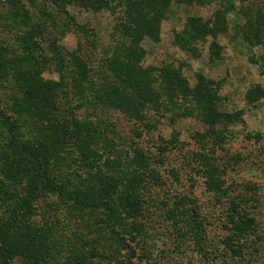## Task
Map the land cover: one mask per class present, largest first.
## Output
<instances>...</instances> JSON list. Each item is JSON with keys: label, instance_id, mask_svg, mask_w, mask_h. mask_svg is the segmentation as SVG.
<instances>
[{"label": "trees", "instance_id": "trees-1", "mask_svg": "<svg viewBox=\"0 0 264 264\" xmlns=\"http://www.w3.org/2000/svg\"><path fill=\"white\" fill-rule=\"evenodd\" d=\"M35 1H0V264H163L143 261L137 253L153 229L147 214L151 202L156 205L150 216L169 224L166 234L202 238L208 223L201 222L195 199L153 195L154 188L165 187L161 163L127 135H118L107 117L112 111L134 123L137 137L155 129L152 119L166 115L192 117L207 127L192 136L199 148L186 157L187 165L193 163L191 171L216 203L225 196L220 199L226 207L224 243L241 258L251 247L255 222L241 200L228 202L231 193L221 177L225 167L214 156L213 147L224 142L233 123V115L219 110V84L198 73L190 87L171 64L142 66L143 42L158 41L171 0H41L38 6ZM214 2L176 0L186 6ZM71 6L113 18L104 57L93 60L83 44L74 50L60 45L75 28L87 45L93 40ZM218 6L208 21L187 17L174 45L196 55L192 44L225 33L227 16L234 14L232 29L248 61L264 69V0H219ZM90 47L92 53L96 45ZM252 48L262 54L254 56ZM45 73L56 78L45 80ZM261 96L250 91L246 103ZM250 136L259 140L261 134ZM177 142V134L159 140L153 154L162 161Z\"/></svg>", "mask_w": 264, "mask_h": 264}, {"label": "rangeland", "instance_id": "rangeland-1", "mask_svg": "<svg viewBox=\"0 0 264 264\" xmlns=\"http://www.w3.org/2000/svg\"><path fill=\"white\" fill-rule=\"evenodd\" d=\"M0 1L16 2V0ZM218 2L219 0H215L210 5L199 6L194 3L186 6L171 0L167 18L160 25L158 41L144 40L143 42L146 55L142 66L148 68L171 64L187 79L190 87L195 85L198 73L219 84V110L233 115V123L227 127L228 132L224 142L220 146L213 147L215 148L214 156L218 166L222 169L225 167L221 177L224 188L231 193L228 202L230 198L241 200L255 222V231L249 239L251 247L249 246L241 258L235 257L227 248L224 243L225 232L221 228L225 220L226 207L223 206L224 200L220 202V199L225 196L219 198V202L216 203L213 194L206 192L203 179L191 171L193 163L187 165L186 157L199 148V140L192 136L196 132L203 134L207 131V127L202 122L192 117L170 120L169 115H166L163 119H152L151 128L156 124L155 129L152 132L145 131L142 137H137L134 133L136 128L134 123L121 112L112 111L107 117L115 124L118 135L121 137L122 133L127 135L131 138L128 142L133 141L136 146L153 155V158L161 163L158 169L165 187L164 190L154 188L153 195L159 200L161 198L173 200L176 196H188L195 199L200 207L201 222L208 223L200 240H196L194 235L187 233L180 235L176 232L177 234L168 235L165 228L169 227V224L164 220L158 221L157 215L150 216V208L153 211L154 208L151 206H155L156 203L147 204L148 222H151L150 226L153 229L149 231V237L144 238V242L137 248V253L143 261L148 258L159 260L163 264H264V69L248 61L246 51L240 45V38L235 36L232 29L234 14L227 16L228 25L225 33L220 34L215 40L207 37L203 43L192 44L196 55L186 52L173 43L175 33H181L184 30L187 17L208 21L212 19L214 11L219 8ZM35 3L38 6L37 3L40 4L41 0H36ZM69 11L76 16L78 25L84 26L93 36L91 41L93 43H88L96 47L91 53L92 47L84 42L85 35L78 28L72 29L62 38L60 45L67 50H74L83 44V49L93 60L104 57L110 44L109 34L114 24L113 18L106 11L93 13L76 6L69 7ZM243 22V19H238V23L243 24ZM4 34L5 38L10 40L11 34L8 31ZM212 42L216 44L217 50L212 48ZM251 54L259 57L262 50L252 48ZM43 77L45 80L55 79L56 75L45 73ZM250 91L254 93L260 91L262 96L249 105L246 103L245 96ZM256 132L261 134L259 140L250 136ZM174 134H177V149L170 150L160 161L161 157L158 158V154H153L156 145L159 144V140L167 142ZM120 141L124 143L123 139ZM206 143H209L208 146L212 145L209 140ZM152 165L156 167L157 163L152 161ZM76 222L74 221V225ZM175 226L179 227L180 224ZM179 236H181L180 240ZM178 240L180 242L175 243ZM199 245L201 249L198 248Z\"/></svg>", "mask_w": 264, "mask_h": 264}]
</instances>
